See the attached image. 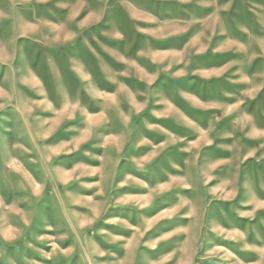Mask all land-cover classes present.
<instances>
[{
    "label": "rangeland",
    "instance_id": "374dc122",
    "mask_svg": "<svg viewBox=\"0 0 264 264\" xmlns=\"http://www.w3.org/2000/svg\"><path fill=\"white\" fill-rule=\"evenodd\" d=\"M0 264H264V0H0Z\"/></svg>",
    "mask_w": 264,
    "mask_h": 264
}]
</instances>
